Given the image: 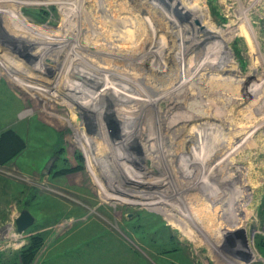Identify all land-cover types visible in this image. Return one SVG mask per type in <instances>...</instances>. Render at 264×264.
I'll use <instances>...</instances> for the list:
<instances>
[{"label": "rangeland", "instance_id": "rangeland-1", "mask_svg": "<svg viewBox=\"0 0 264 264\" xmlns=\"http://www.w3.org/2000/svg\"><path fill=\"white\" fill-rule=\"evenodd\" d=\"M131 75L179 89L148 95L158 139ZM9 130L0 264L33 238L28 264H264V0H0Z\"/></svg>", "mask_w": 264, "mask_h": 264}, {"label": "bare ground", "instance_id": "bare-ground-1", "mask_svg": "<svg viewBox=\"0 0 264 264\" xmlns=\"http://www.w3.org/2000/svg\"><path fill=\"white\" fill-rule=\"evenodd\" d=\"M100 25V24H99ZM78 29V28H77ZM234 29V28H233ZM98 30H102V29H96L95 31H93V35L94 34H96V35H102L101 34V32H99ZM89 31V30H88ZM91 31V30H90ZM89 31V33H91ZM79 32V34L81 33V31H78ZM83 32V31H82ZM86 33V32H85ZM228 33H230V32H228ZM73 34V33H72ZM79 34H78V37H79ZM87 34V33H86ZM92 34V33H91ZM72 36V35H71ZM106 36H108V35H106ZM118 36V35H117ZM233 36V35H232ZM107 38V37H106ZM110 40V39H109ZM118 40V39H117ZM48 42H50V41H48ZM68 43H69V41H68ZM107 43H109V42H107ZM109 46V45H108ZM47 47V46H46ZM94 47H95V45H94ZM107 47H106V45L105 46H103V50H102V52H101V54L97 51V52H95V53H92L94 50H92V49H90L89 47H88V49H89V52H87V55H89L90 57L92 56V57H96V58H99L100 59V61L99 62H103L104 61V59H105V57L107 56V54H108V52H110L111 50H107L106 49ZM110 49V48H109ZM185 50V49H184ZM47 52H48V50H46ZM180 52V51H179ZM46 52H44V55H46L45 54ZM49 54L47 55V56H49V57H51L50 56V50H49V52H48ZM104 53V54H103ZM189 53V52H188ZM198 53V52H197ZM203 53H204V51H203ZM92 54V55H91ZM176 54V53H175ZM181 54V53H180ZM194 54V53H193ZM110 55H112L113 56V53L112 54H110ZM177 55V54H176ZM178 56V55H177ZM190 56V55H189ZM196 56H198V55H196ZM96 58H93V59H96ZM180 58H181V56H180ZM184 58V57H183ZM47 59H49L48 57H47ZM197 59V58H196ZM107 60H108V58H107ZM186 60V59H185ZM195 60V59H194ZM169 62H170V60H168ZM49 62H51V60H49ZM95 62V61H94ZM193 62V61H192ZM171 63V62H170ZM191 63V62H190ZM113 65V64H112ZM196 65V64H195ZM149 66V65H148ZM163 67H165L164 65H162ZM201 66V65H200ZM105 68L106 67H108V66H104ZM150 68V67H149ZM152 68V67H151ZM180 68V67H179ZM203 68V67H202ZM193 69V68H192ZM191 69V70H192ZM201 69V68H200ZM176 70V69H175ZM105 71H108V70H105ZM129 71V70H128ZM182 71V70H181ZM194 71V70H193ZM199 71V70H198ZM200 71H202V69L200 70ZM210 71V70H209ZM148 72V71H147ZM161 72V71H160ZM177 72V71H176ZM190 72V71H189ZM195 72V71H194ZM144 73V72H143ZM185 73H186V71H185ZM189 74V73H188ZM129 75H130V73H129ZM128 75V76H129ZM140 76H142V75H140ZM184 76V75H183ZM182 76V77H183ZM187 76V75H186ZM138 77V76H137ZM157 77V76H156ZM156 77L154 76L153 77V82H150V84H147V83H143L142 82V80L141 79H144V77L142 76V77H140L139 78V80L138 79H136V76H130L129 77V82L130 83H132L133 84V86L135 87H133V90H134V92L136 91L137 92V88H139L140 86L141 87H146L145 89V91L143 90V95H144V99L146 100H143V101H141V102H146L145 104H144V106H143V109H141L140 107H142V106H140L139 107V109H138V111H136V112H134V114L132 115V117L131 118H129L130 117V115L129 114H127V117H128V120L126 121V127L127 126H129V127H131L130 125H136V130L138 129V127L141 129V134H142V137L141 138H143V139H145V140H152V139H158V138H160V132H162V127H161V125L160 124H158V125H154V126H147L146 124L148 123V117L150 116V115H153V116H155L156 117V111L153 109V107H155V102L158 100V99H161V97H162V95H164L165 97L166 96H169L170 94H174V90H179V89H177V87H176V85L174 84V83H172V82H168L167 80V82L166 81H160V78L159 77H157V81H155L156 80ZM190 77V76H189ZM163 78V77H162ZM195 78V77H194ZM149 79H151V78H149ZM168 79V78H167ZM183 79H184V77H183ZM182 79V80H183ZM165 80V79H164ZM196 80V79H195ZM199 80V79H198ZM155 81V82H154ZM172 81V80H171ZM159 82V83H158ZM195 82H197V81H195ZM153 83H157V84H153ZM207 83V82H206ZM203 84V83H202ZM208 84V83H207ZM204 85V84H203ZM173 87V88H172ZM165 88L167 89L166 91H165ZM158 89V91L160 92L159 93V95H160V97H159V95H158V99L157 98H155V99H153V100H151L152 102H148L149 100H148V95H150V93L152 92V91H156ZM195 89H197V88H195ZM152 90V91H151ZM139 92V91H138ZM179 92V91H178ZM137 96V95H136ZM215 98V97H214ZM130 100H132L131 98H129V101ZM140 101V100H139ZM152 104V105H151ZM203 104V103H202ZM258 105V104H257ZM146 108V109H145ZM148 108H151V111L149 112V113H151L148 117H147V115H145L146 116V119L147 120H145V122L143 121V122H141L142 120H140V118L142 117V116H144V113H145V111L148 109ZM219 109V108H218ZM213 111V110H212ZM208 113H209V111H208ZM211 113V112H210ZM213 113V112H212ZM211 113V114H212ZM209 117V116H208ZM212 117V116H211ZM134 118V119H133ZM210 121V120H209ZM207 122V121H206ZM222 122V121H221ZM190 123V122H189ZM209 123V122H208ZM137 125H140V126H137ZM197 125V124H196ZM132 128V127H131ZM189 128H190V124L188 125V131H189ZM192 128V127H191ZM135 129V128H134ZM195 129V128H194ZM197 129V131L198 130H200V128H196ZM187 130V129H186ZM192 130V132H194L193 131V128L191 129ZM197 132H195V134H196ZM193 134V133H192ZM194 134V135H195ZM217 135V134H216ZM215 135V136H216ZM206 136H207V134H206ZM203 136H202V133L201 134H199L198 136H197V138H199V139H201ZM233 137H234V134L232 135L231 134V136H230V138L231 139H233ZM229 138V139H230ZM221 142H223V141H225L226 140V138L224 137V135H219V138H218ZM160 140H157V144L158 145H156V147L157 146H159V145H162L161 144V142H159ZM152 143V142H151ZM155 146V145H154ZM163 146V145H162ZM192 146V145H191ZM161 147V146H160ZM186 147V150L187 151H190L191 149H190V147L188 146V145H186L185 146ZM146 150H149V148H144V151H146ZM156 150H158V147L157 148H155V150L154 151H156ZM190 154V153H189ZM143 156H144V153L142 154ZM141 155V156H142ZM145 159V158H144ZM149 163H151V162H149ZM156 165V164H155ZM165 175V174H164ZM184 175V174H183ZM183 184V183H182ZM167 188V187H166ZM164 192V191H163ZM168 194V193H167ZM180 194H182V192H180Z\"/></svg>", "mask_w": 264, "mask_h": 264}, {"label": "trees", "instance_id": "trees-1", "mask_svg": "<svg viewBox=\"0 0 264 264\" xmlns=\"http://www.w3.org/2000/svg\"><path fill=\"white\" fill-rule=\"evenodd\" d=\"M18 137L13 133V131L9 130L2 134L0 136V164H3L6 162L8 158H6L8 154H5L6 148L11 149H20L19 146L16 144L18 142ZM15 143V144H14ZM4 148V150H2ZM3 152V153H1ZM30 243L18 254V256H14L15 259L10 264H28L30 261L32 255L36 250L39 248L42 239L39 238H33L30 239ZM259 252L262 254V257H264V242L262 244H259L258 246Z\"/></svg>", "mask_w": 264, "mask_h": 264}, {"label": "water", "instance_id": "water-1", "mask_svg": "<svg viewBox=\"0 0 264 264\" xmlns=\"http://www.w3.org/2000/svg\"><path fill=\"white\" fill-rule=\"evenodd\" d=\"M34 223V217L27 211L23 210L15 219V227L18 234L23 233Z\"/></svg>", "mask_w": 264, "mask_h": 264}, {"label": "crops", "instance_id": "crops-1", "mask_svg": "<svg viewBox=\"0 0 264 264\" xmlns=\"http://www.w3.org/2000/svg\"><path fill=\"white\" fill-rule=\"evenodd\" d=\"M88 173V172H87ZM90 176V175H89Z\"/></svg>", "mask_w": 264, "mask_h": 264}]
</instances>
